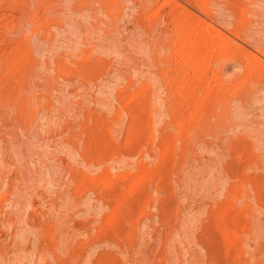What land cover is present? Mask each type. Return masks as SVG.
I'll list each match as a JSON object with an SVG mask.
<instances>
[{
    "label": "rangeland",
    "instance_id": "374dc122",
    "mask_svg": "<svg viewBox=\"0 0 264 264\" xmlns=\"http://www.w3.org/2000/svg\"><path fill=\"white\" fill-rule=\"evenodd\" d=\"M0 264H264V0H0Z\"/></svg>",
    "mask_w": 264,
    "mask_h": 264
}]
</instances>
